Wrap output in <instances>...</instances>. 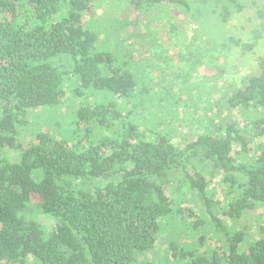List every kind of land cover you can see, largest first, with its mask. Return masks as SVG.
<instances>
[{"label": "trees", "instance_id": "16d2710c", "mask_svg": "<svg viewBox=\"0 0 264 264\" xmlns=\"http://www.w3.org/2000/svg\"><path fill=\"white\" fill-rule=\"evenodd\" d=\"M104 1L0 0V264H264V63L180 137L157 115L171 91L94 28ZM116 1L151 26L192 10ZM67 97L71 117L29 128Z\"/></svg>", "mask_w": 264, "mask_h": 264}, {"label": "rangeland", "instance_id": "374dc122", "mask_svg": "<svg viewBox=\"0 0 264 264\" xmlns=\"http://www.w3.org/2000/svg\"><path fill=\"white\" fill-rule=\"evenodd\" d=\"M188 1L192 7L188 12H173L167 7L163 12L168 23L163 25H147L148 18L139 22L141 15L128 13L124 3L116 0L113 5L104 1L102 15L106 16L97 15L92 21L108 49L133 51L132 62L137 63L134 67L139 76L160 92L171 91L162 104L165 110L157 115L176 119L173 132L180 137L192 135L209 120L217 121L216 113L222 115L224 108L218 106L216 111L214 102L221 95L235 94L246 80L259 75L264 63V0ZM123 7L124 11H119ZM113 14L115 19L109 17ZM142 56L146 57L144 62H140ZM74 82L69 80L70 89ZM75 102L67 97L60 109L35 111L29 128L60 122L61 115L71 117ZM231 113L229 109L223 115ZM151 119L150 115L145 118ZM23 131L30 135L27 128ZM258 213L264 222V207ZM167 250L162 244L155 251L160 261H165Z\"/></svg>", "mask_w": 264, "mask_h": 264}]
</instances>
